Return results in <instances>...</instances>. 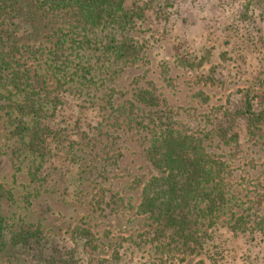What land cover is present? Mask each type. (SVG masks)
<instances>
[{
	"label": "rangeland",
	"instance_id": "374dc122",
	"mask_svg": "<svg viewBox=\"0 0 264 264\" xmlns=\"http://www.w3.org/2000/svg\"><path fill=\"white\" fill-rule=\"evenodd\" d=\"M121 1L118 16L132 21L127 31L66 29L70 46L83 35L89 46L57 72L59 85L48 80L49 112L24 117L13 102L23 95L0 83V184L12 198L0 264H264V129L253 138L239 117L228 133L237 144L212 136L227 126L226 113L243 107L246 92L264 100V0ZM112 36L140 45L138 60L115 65L106 53ZM141 90L158 105L130 110ZM165 116L207 137L206 153L230 164L226 182L237 194L236 205L205 218L198 216L206 204L192 196L189 240L140 210L142 191L160 176L141 152L142 136ZM36 130L42 141L33 139ZM234 213L251 223L233 229Z\"/></svg>",
	"mask_w": 264,
	"mask_h": 264
},
{
	"label": "trees",
	"instance_id": "16d2710c",
	"mask_svg": "<svg viewBox=\"0 0 264 264\" xmlns=\"http://www.w3.org/2000/svg\"><path fill=\"white\" fill-rule=\"evenodd\" d=\"M121 4V0H0V83H5L3 88L13 87L17 93L23 95L13 102L21 113L26 112L24 117L31 115L32 120H36L41 113L50 111L53 102L49 92L45 93L48 80H54L59 85L62 77L58 78L57 72L61 75L62 67L63 71H68L74 63V58L70 57L75 55L77 56L75 60L79 61L81 51L85 46H89L87 44L89 40L85 38L89 35H83L79 46L74 47L66 40L67 34H71L73 30H78L76 35H81V31L88 34L100 28L110 29L111 32H124L132 28V21L127 15L120 19L117 14ZM6 19L8 20L5 21ZM12 19L20 21V24L22 21L24 25L11 28L12 25H16ZM66 29L71 31L67 33ZM44 36L51 39L42 41L41 38ZM130 40L132 41V38L118 42L112 36L113 45L106 46V53L112 50L111 56L115 65L138 60L142 47L135 43L134 45L127 43ZM28 42L37 45V50L34 49L35 46L26 45ZM25 53L29 56L24 57ZM36 53L42 54L36 58ZM87 63L83 65L77 62L76 65L82 70L88 68ZM10 71L13 72L12 75L11 73L5 75ZM250 95V92H246L242 108L239 107L233 114L224 115L223 119H226L227 126L222 131H212V136L222 138L225 146L238 141L236 134L235 137L228 138V133L235 129L240 118L247 119V130L253 138L264 129V108L258 104L264 101L263 97L257 94V97L251 98ZM157 101L158 97L152 91L141 90L130 110L148 106L154 108L158 105ZM128 110L129 108H124V114ZM15 113L18 112L15 110ZM124 114L119 110L118 117H123ZM164 118L169 120L162 122L163 126L158 130H152L145 137L142 136L143 144H140V147L144 145V149L141 148V152L159 170L160 176L155 177L142 191L143 203L140 210L146 215H155L159 222L164 220L168 228H178L186 239L188 238L185 235L186 226L190 224L189 215L193 211H185V208H189L194 202V199H190L192 196L195 195L196 204H206L207 208L201 210L198 216L205 218L212 214L218 215L233 202L236 205L237 194H231V187L226 182V177L230 173L225 171L231 169L230 164L206 153L204 144L207 137L188 135L175 127L176 123L172 118L165 116L162 119ZM24 124L30 129L36 127L30 126V123ZM37 127H40L38 123ZM228 128L230 130H227ZM43 135H40V130H36L33 139L42 141ZM97 136H103V132L94 134V139ZM148 139L150 141L146 147ZM11 203L10 192L0 184V251L6 246L5 209ZM247 218L249 216L245 213L238 216L234 213L232 228L240 230L244 224L247 226L251 223L245 222Z\"/></svg>",
	"mask_w": 264,
	"mask_h": 264
}]
</instances>
